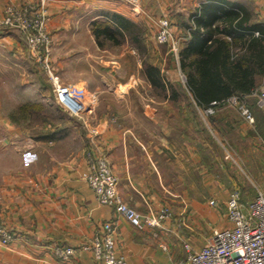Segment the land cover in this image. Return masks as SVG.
<instances>
[{
    "label": "crops",
    "instance_id": "crops-1",
    "mask_svg": "<svg viewBox=\"0 0 264 264\" xmlns=\"http://www.w3.org/2000/svg\"><path fill=\"white\" fill-rule=\"evenodd\" d=\"M219 1L47 0L45 8L48 30L53 40L56 71L63 81L78 80L81 87L99 91L101 83L92 85L86 76L89 57L102 51L92 32L95 21L114 13L135 24L150 23L160 18L174 19V11L183 16L184 11L182 15L180 11L191 7L193 10L186 20L187 24H191L202 5ZM228 1L238 3L264 20V0ZM40 2L0 0V18L10 7L37 8ZM24 43L27 44L19 30L0 27L1 50L19 49ZM125 52L129 51L122 50L119 56L122 58ZM131 52L134 56L138 55L133 50ZM138 67L134 69V74L132 72V78L138 75L135 74L138 73ZM65 70L74 73L72 78L64 77L62 71ZM178 70L181 77L184 73L180 60ZM144 81L149 87L146 76ZM259 86L264 87V78ZM126 94L116 97L119 103L129 106L132 99ZM188 98L193 104V118L202 120L204 108L198 106L192 96ZM166 99L171 101L169 96ZM245 99L253 114L252 100L255 101V98L248 95ZM5 100L1 95L0 211L6 225L14 232L15 240L8 245L0 243V264H103L96 259L92 250H81L80 247L100 234L106 222L116 225L117 254L125 257L127 264H172L187 257V244L192 250L198 251L214 228L230 224L227 217L221 218L218 210L204 209L203 199L209 195L217 197L221 191L213 186V180L210 179L207 194L203 193V166L197 155L198 151L201 153V148L197 149V145L192 144L187 137L188 134L197 136L199 128L196 122L195 127L192 125L183 130L184 134L181 132L177 142H171L172 135L167 134L168 141L155 146L139 136L145 132L140 131L137 124L130 126L124 122L129 117H136L131 107L126 113L120 114L102 113L98 109L93 121L94 129L88 132L92 142L89 151L82 143L80 133L75 131L72 140L73 143L78 142L77 146L70 147L64 157L45 159L43 155H38L39 149L49 143L57 145L63 140L33 139L26 128L16 127L11 122L9 111L4 108ZM222 108L214 114L216 126L223 123L227 131L240 127L243 137L255 129L256 126L234 107ZM143 116L149 119L148 110L144 111ZM32 151L36 155L34 159L28 160L27 153ZM89 152H103L108 157L119 178L120 195L130 206L143 216L154 218H157L161 209L168 207L172 216L161 220L159 225H146L140 229L113 207L101 205L93 189L83 179V173L89 167ZM56 246H71L80 250L70 261H62L54 256L53 249Z\"/></svg>",
    "mask_w": 264,
    "mask_h": 264
},
{
    "label": "rangeland",
    "instance_id": "rangeland-1",
    "mask_svg": "<svg viewBox=\"0 0 264 264\" xmlns=\"http://www.w3.org/2000/svg\"><path fill=\"white\" fill-rule=\"evenodd\" d=\"M191 10H193L191 7H186V10L182 9L180 14L184 11L183 16H179V13L174 11L175 17L171 18L173 21L168 18L178 42L177 49L171 45L159 43L157 32L161 18L154 22L150 21V23L141 22L135 29L139 37L137 42L127 37L120 45L108 43L103 48L100 47L102 51H99L97 55L89 57L88 67L86 66L87 81L92 85L101 83L99 91L81 87L78 80H75L76 83L64 80L65 83L79 89L78 92L82 89L85 93L97 94L98 104L89 119L72 116L57 103L49 77L34 61L25 43L15 50L0 49V96L6 98L4 108L5 111H9L11 122L16 127L26 128L28 135L33 139L35 135L66 128V135L59 140H63L62 142L57 145L49 143L39 149L38 155H43L45 159L64 157L70 147L77 146L78 142L73 143L72 140L75 131L80 133L82 143L89 151L92 142L88 132L94 129L93 121L98 109L102 113L120 114L121 112L126 113L131 107L136 117H129L124 122L130 126L137 124L138 129L145 132L139 136L155 146L166 143L167 134L172 135L171 142H177L181 132L184 134L185 128L188 129L192 125L195 127L196 122L199 128L197 136L188 134L187 137L191 139L192 144L197 145V149L201 148V153L198 151L197 155L203 166V193L207 194L206 189L210 187V179L213 180V186L221 191L217 197L207 196L202 203L204 209L218 210L221 218L226 219L225 203L228 193L239 191L242 201L247 203L254 199L258 190L264 191V124H262L264 108L258 104L256 99V102L252 100L255 119L252 125L256 127L245 137L240 133V127L227 131L225 124L216 123L217 126L219 125L218 128L212 118L215 113L209 114L203 109L204 118L202 120L193 118V104L186 95L188 93L189 97L191 96L190 92L185 89L187 88L186 77L185 74L180 77L178 70L182 43L188 33L187 15ZM122 50L129 52H125L126 55L121 58L119 55ZM132 50L138 53L137 57L131 52ZM145 64L158 66L166 80L180 88L181 93L175 100H167L170 93L155 88L151 83L149 87L147 86L144 81ZM137 67L138 73L135 74L138 75L132 78V72L134 74V69ZM62 72L65 78H72L74 75L66 70ZM178 85L184 87L186 94ZM125 93L132 99V104L129 106L119 103L116 97ZM146 99H148L147 105ZM28 104L37 106L30 117L28 113L20 110L22 106ZM225 107L222 109L225 110ZM146 110L149 112V119L143 116ZM240 115L242 116L241 113ZM60 135L62 136L63 133ZM251 137L253 139L248 140ZM192 144L191 146H194ZM35 155V151L28 152V160L34 159ZM159 160L164 162L163 159ZM189 168L190 164H188ZM215 198L219 203L217 207L210 203Z\"/></svg>",
    "mask_w": 264,
    "mask_h": 264
},
{
    "label": "built area",
    "instance_id": "built-area-1",
    "mask_svg": "<svg viewBox=\"0 0 264 264\" xmlns=\"http://www.w3.org/2000/svg\"><path fill=\"white\" fill-rule=\"evenodd\" d=\"M46 2L47 0H41L37 8H8L5 15L0 18V27L17 29L25 36L34 61L52 83L57 103L70 115L89 119L98 104V96L93 92L85 93L82 89L78 92L79 89L65 83L57 73L53 63V40L48 30ZM157 39L159 43L177 49L178 42L168 18L160 19ZM251 96L264 108V87L253 91ZM245 98L246 96H233L221 105L237 108L247 121L254 123V116ZM204 110L209 114L216 111L213 107H205ZM87 158L89 167L83 173V179L93 189L101 205L113 207L140 229L146 225H159L161 220L172 216L168 208L161 209L157 218L143 216L120 195L119 178L114 173L108 157L103 152L95 154L89 152ZM210 203L216 207L219 205L216 200ZM225 207L230 224L214 228L209 239L198 251L192 250L187 244V257L172 264H264V191L259 190L249 203L242 201L239 191H233ZM116 237V225L113 222H106L100 234L91 242L82 245L80 249L92 250L96 259L103 264H127L126 258L117 254ZM14 240L15 234L6 225L0 211V243L8 245ZM80 249L56 246L53 253L62 261H70Z\"/></svg>",
    "mask_w": 264,
    "mask_h": 264
},
{
    "label": "trees",
    "instance_id": "trees-1",
    "mask_svg": "<svg viewBox=\"0 0 264 264\" xmlns=\"http://www.w3.org/2000/svg\"><path fill=\"white\" fill-rule=\"evenodd\" d=\"M137 27L129 19L111 13L95 21L92 32L97 44L103 48L108 43L120 45L127 37L137 42ZM188 28L190 31L182 43L179 59L186 77L185 89L198 106L213 107L217 111L229 98L248 96L260 88L259 82L264 78V20L238 3L220 0L202 5ZM145 73L155 88L170 93V99L175 100L180 95V88L167 81L158 66L145 64ZM181 88L186 94L184 87ZM36 107L28 104L20 110L30 117ZM65 130L55 129L34 137L60 139L66 135Z\"/></svg>",
    "mask_w": 264,
    "mask_h": 264
}]
</instances>
